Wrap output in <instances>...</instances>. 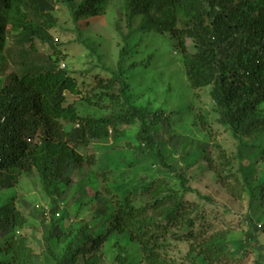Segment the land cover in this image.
Segmentation results:
<instances>
[{
	"label": "trees",
	"instance_id": "16d2710c",
	"mask_svg": "<svg viewBox=\"0 0 264 264\" xmlns=\"http://www.w3.org/2000/svg\"><path fill=\"white\" fill-rule=\"evenodd\" d=\"M107 2L0 0V71L11 70L0 89V191L13 186L15 172L36 173L44 192L52 197L61 184L65 190L68 188L69 173L94 163L93 156L81 153L83 148L106 140L110 132L117 139L124 134L123 127L131 126L137 127L135 158H157L162 167L172 170L153 133L167 118L166 111L161 108L151 112L134 103L127 74L140 63L124 68L129 57L136 54L137 46L131 44L133 36L153 33L167 35L172 42L194 97L176 112L192 111L195 105L199 109L194 90H208L209 111L236 147L233 158L223 152L222 165L235 177L237 172H233L231 164L235 159L239 161L241 183L252 197L254 189L243 162L245 150L255 149L264 138V114L259 111L264 103V0H123L122 15L128 34L123 35L119 26L114 27L120 39L116 68L101 69L104 75L95 73L102 57L84 42L90 51L88 58L98 63L85 73L89 77L66 66L60 68L61 53L52 36L57 27L55 9H67L73 24L81 26L88 17L104 13ZM35 40L47 44L51 53L39 55ZM187 40L193 41L189 51ZM148 64L142 69L147 70ZM66 95L75 97L77 103L68 104ZM194 116L197 125L206 130L205 117ZM65 126L70 127L69 131ZM90 174L85 178L87 182ZM177 180L182 194L201 197L188 187L184 176H177ZM168 187L163 180L150 182L144 189L149 199L144 206L133 204L129 197L117 202L104 236L92 235L87 225L70 232L60 255H52L53 261L75 264L81 255L83 264H98V245L118 232L127 233L130 241L136 242L145 264H174L164 257L163 246L168 240L189 243L187 258L191 261L202 257L207 264H229L226 234L194 232L192 211L184 207L183 195ZM260 190L264 191V185ZM205 200L211 201L207 197ZM56 211L53 206L50 213ZM24 224V218L11 204L1 206L0 231L4 226L20 230ZM55 226L51 220V230ZM170 230L178 231L168 236ZM247 235L255 240L251 232ZM7 240L0 253L8 257L0 264H30L33 256L25 239L17 242L12 235Z\"/></svg>",
	"mask_w": 264,
	"mask_h": 264
},
{
	"label": "rangeland",
	"instance_id": "374dc122",
	"mask_svg": "<svg viewBox=\"0 0 264 264\" xmlns=\"http://www.w3.org/2000/svg\"><path fill=\"white\" fill-rule=\"evenodd\" d=\"M122 1L108 0L104 13L88 17L81 21V26L73 24L67 9H55L53 15L57 27L52 36L61 53L60 68L66 66L74 73L83 72L89 77L85 73L98 63L88 58L90 51L82 42L97 50L102 57L95 73L104 75L101 69L116 68L120 39L114 27L122 28L125 36L127 32ZM139 19L136 18L137 23ZM133 39L131 44H136V54L130 56L129 62L124 65L125 69H129L133 62L140 63L127 74L131 96L137 106L148 107L151 112L161 108L166 111L168 119L164 118L153 133L159 141V151L165 163L172 170L162 167L157 158H135L137 127L131 126L123 127L121 131L124 134L117 139L114 132H110L106 140L83 148L81 153L93 156L94 163L77 173H69L71 182L68 188L65 190L66 186L61 184L59 192L52 197L44 192L36 173L24 175L15 172L13 186L0 191V208L11 204L24 218L25 224L20 230L4 226L5 230L0 231V248L6 247L7 239L12 235L17 242L24 238L33 256L30 264H55L52 255H60L70 239V232L75 233L87 225L92 235L104 236L110 228V216L117 202L129 197L133 204L144 206L149 202L144 189L155 180L165 181L168 188L181 195L177 176H184L188 187L201 195L182 194L184 207L192 211L193 231L225 233L231 254L229 264H264V191L260 190L264 185V138L255 149L244 152L243 164L254 189L253 199L241 183L239 161L235 159L231 164L233 172H237L235 177L230 176L228 167L222 165L225 162L221 157L223 152L233 158L236 147L209 111L208 90H194L200 102L199 109H195V105L192 111L176 112L179 108L183 110L186 101H192L194 97L188 87L180 55L167 35L147 33L141 36L139 33ZM34 42L39 55L51 53L47 44ZM192 46L193 41L187 40L188 51ZM25 49H29L27 44ZM149 56L152 60L148 59ZM146 63H149V68L144 70L141 66ZM9 71H0V89ZM66 102L77 103L76 98L69 95H66ZM259 111L264 114V103L259 106ZM194 115L205 117L206 130L197 125ZM69 129L65 126L66 131ZM89 173L87 182L85 178ZM205 197L211 201L205 200ZM52 206L63 208L60 218L52 220L56 224L53 230L40 216V210ZM177 231L170 230L168 236ZM248 232L255 240L249 238ZM97 249L98 264H145L141 260L139 246L130 241L127 233L113 232ZM189 249V243L168 240L163 246L164 257L174 264H207L202 257L195 261L187 258ZM7 257L4 252L0 253V260ZM75 264H83L81 255Z\"/></svg>",
	"mask_w": 264,
	"mask_h": 264
},
{
	"label": "built area",
	"instance_id": "2783aa9c",
	"mask_svg": "<svg viewBox=\"0 0 264 264\" xmlns=\"http://www.w3.org/2000/svg\"><path fill=\"white\" fill-rule=\"evenodd\" d=\"M1 157V156H0ZM51 207H44L41 212H42V218L45 224L50 223L51 219H58L60 217V213L56 212L54 215L50 213Z\"/></svg>",
	"mask_w": 264,
	"mask_h": 264
},
{
	"label": "clouds",
	"instance_id": "9594fccd",
	"mask_svg": "<svg viewBox=\"0 0 264 264\" xmlns=\"http://www.w3.org/2000/svg\"><path fill=\"white\" fill-rule=\"evenodd\" d=\"M0 156H1V153H0ZM1 159H2V156L0 157V161H1ZM53 207V206H52ZM52 207H51V209H52ZM58 207V206H57ZM41 211V210H40ZM63 211V208L62 207H58V209H57V211L56 212H59L60 213V216H61V212ZM55 212V213H56ZM55 213H53L52 215H54ZM60 218V217H59ZM58 218V219H59ZM54 218H52L51 220H53ZM58 219H54V220H58ZM48 224H50V223H48Z\"/></svg>",
	"mask_w": 264,
	"mask_h": 264
}]
</instances>
